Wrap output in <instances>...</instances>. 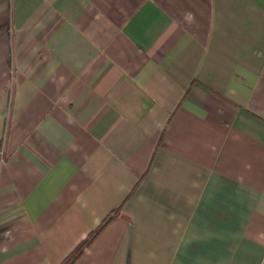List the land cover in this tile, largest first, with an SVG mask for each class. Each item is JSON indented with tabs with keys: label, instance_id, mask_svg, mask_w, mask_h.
<instances>
[{
	"label": "crops",
	"instance_id": "1",
	"mask_svg": "<svg viewBox=\"0 0 264 264\" xmlns=\"http://www.w3.org/2000/svg\"><path fill=\"white\" fill-rule=\"evenodd\" d=\"M264 264V0H0V264Z\"/></svg>",
	"mask_w": 264,
	"mask_h": 264
},
{
	"label": "trees",
	"instance_id": "2",
	"mask_svg": "<svg viewBox=\"0 0 264 264\" xmlns=\"http://www.w3.org/2000/svg\"><path fill=\"white\" fill-rule=\"evenodd\" d=\"M117 214L114 211L110 214L102 224L93 231L67 258L62 264H74L84 253V251L94 242V240L99 236V234L104 230V228L110 223V221Z\"/></svg>",
	"mask_w": 264,
	"mask_h": 264
}]
</instances>
